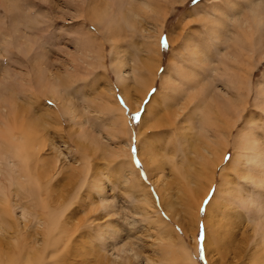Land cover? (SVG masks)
<instances>
[{"label":"rangeland","instance_id":"rangeland-1","mask_svg":"<svg viewBox=\"0 0 264 264\" xmlns=\"http://www.w3.org/2000/svg\"><path fill=\"white\" fill-rule=\"evenodd\" d=\"M259 5V13L264 16V0H0V119L10 128L26 129L42 142L39 143V166L35 171L42 185L41 195L36 190L38 185L28 194L17 186L9 188L5 178L1 177L8 188L9 202L0 196V264H9L10 256L18 255V249H24L23 254L34 249V242L41 247L48 232L45 226L53 212L68 236L67 241L60 243L57 264H182L177 238L189 246L194 243L183 235L181 225L179 227L166 216L161 198L173 203L182 213L179 212V217L189 226L191 236L194 235L201 249L200 253L195 252L198 264H260L257 260L254 263L248 260L253 227L247 220V206L244 209L236 206L232 210L226 206L241 200L240 185L245 189L241 192L245 201L250 199L252 202V215L256 206L264 208V188L255 191L251 184L245 185L241 179L233 177L237 174L235 166L239 160L234 159V155L240 151L236 146L241 137L244 139L247 132L249 136L253 133L260 149H264V27L257 28L251 20L252 8ZM240 13L243 19L251 21V27L247 26L251 29L245 28L241 32L244 47L241 54L245 59L240 67L249 78L248 92L243 90L245 95L248 94L247 104L240 119L231 113L230 121H235V127L230 128L232 124H229L223 129L220 139L223 160L218 163L205 151L212 144L208 137L224 123L216 121L217 125L209 128L208 135L204 134L200 131L204 126L202 116L197 112L192 124L185 116L182 128L177 129L172 120L178 114L180 103L166 102L162 79L171 76L174 66L181 63L184 64L181 73L175 75L177 86L181 85L179 77L183 74H188L187 77L204 75V69L193 68L192 58H188L185 51L187 45L196 42L213 60V65L206 68L205 80L213 88H222L212 67L224 69L219 51L231 44L224 43L215 49L209 43L211 40L206 31L207 27L214 26L225 40L232 39L240 27L235 22ZM116 57L123 60V70L134 66L141 70L143 81L149 83V87L151 84L145 97L142 86L133 80L126 84L135 107L133 111L125 105L118 84L113 64ZM57 99L76 110L78 117L74 121L70 119L69 110L55 102ZM106 102L117 103L126 109V134L119 142L131 145L133 155L129 161L137 172L133 177L127 172L128 165L119 167L109 156L114 150V142L109 136L113 115ZM216 102L213 110L226 106L224 99L220 100L219 106ZM104 105L106 111L101 114ZM152 112L161 119L155 127ZM117 121L124 122L122 118ZM159 125L162 128L157 129ZM247 127L252 132L247 131ZM0 129L4 130V125H0ZM226 141L227 145H224ZM215 142L212 146L219 150ZM54 146L60 147L62 155L54 151ZM84 155L90 159L87 167L91 178L87 180L82 171ZM152 157L159 161L169 160L164 172L158 171L159 162L151 164ZM56 158L60 159L59 163ZM122 168L126 170L123 172ZM106 175L112 182L106 185L103 193L107 200L105 204L91 184L94 180L98 185ZM124 178H130L131 186H124L121 182ZM87 181L91 184H85L83 188ZM222 181L227 184L223 185ZM26 187L31 189L28 184ZM188 187L196 192L193 195L186 193L190 197L187 208L190 207L191 212H185L182 199ZM230 189L235 191L229 193ZM145 194L151 204L145 202ZM153 201L159 208L155 209L156 213L150 206ZM208 204H213L209 216L220 210L235 214L226 218L239 226L229 245L240 256L229 253L222 260L213 245L212 253L206 254L204 244L208 228L204 222ZM143 209L147 215L140 214ZM198 209L199 220H195ZM23 210L27 211L26 217ZM237 210L242 216L236 214L239 213ZM160 213L166 218L167 229L160 227L159 220L157 222ZM40 219L45 225H39ZM115 238L117 246L127 243L139 257L129 254L131 259L128 260V254H124L120 261L115 260L110 255ZM104 240L106 245H103ZM39 246L36 247L39 249ZM172 249L177 250L181 262L173 256L171 261L167 253ZM255 250L264 255L262 246L256 244ZM29 259L34 261L33 253ZM52 261L49 264H56ZM23 264H27L26 261Z\"/></svg>","mask_w":264,"mask_h":264},{"label":"bare ground","instance_id":"bare-ground-1","mask_svg":"<svg viewBox=\"0 0 264 264\" xmlns=\"http://www.w3.org/2000/svg\"><path fill=\"white\" fill-rule=\"evenodd\" d=\"M260 8L261 7L259 5V6L252 8V10H251V14H252L251 20L254 22V24L256 25L257 28L264 27V16H263L262 12H260L261 14L259 13ZM236 18H237V20L236 21L234 20V21L236 23H239L240 27L237 29V31L235 33H233L232 39L225 40V38L219 33V31L214 26L207 27V31H206V35H208V37L211 40V41H209V43H212V45H214L213 47L215 49H219L221 47V45H223L224 43H227L226 45L231 44L230 46H227V48L221 49L219 51V54L221 55V58L223 61L224 69H221L220 67H215V66L212 67V69L216 73V76L218 77L217 79L222 82L221 84H223L222 88H219V87L213 88L210 86L209 82H207L205 80L207 75H208V71H206V68H210L213 65V63H212L213 60H212V56L205 53L201 48H199V46L196 44V42H193V44L190 43L189 45H187L185 51H186V55H188L187 57L192 58L193 68L197 67L199 69H204V72H205L204 75L198 74V75H190L187 77L188 74H183V77H179L181 85L177 86L175 84V82H177L176 81L177 79H175V75L181 73V69L184 65L183 63H181L180 65L174 66V69H172L173 74L171 76L167 75V76H164V78L162 79V86H163L164 93L166 96V99H165L166 102L172 103V102L179 101V103H180L178 114L176 115L174 120H172V122L177 126V129L182 128L181 127V125L183 124L182 121L188 120L189 124H192L194 122L193 115L197 112H198V115L200 114L202 116L201 123H203L204 126L202 125L200 131H202V133H204V134L208 135V133L210 132L209 128L212 125H217V124H215L216 121L224 123L223 126L218 125V130L215 133H212V136L208 137V139H212L211 140L212 144L216 145L215 141H217V146L220 147L219 150L214 149L212 144H209L208 145L209 148L205 151L209 155L210 158L215 157L218 160V163H221L223 160V156L221 155V151H220V149L222 148V146L220 144V139L224 133L223 129H225L226 126L228 127L229 124H232L230 128L235 127V121L234 122L230 121L232 119L230 117L231 113L235 117L238 116V119H240L243 115L242 111L243 110L245 111L246 104H247L246 98H247L248 94L245 95V93H243V90L248 92L247 88L249 86L248 85L249 78L247 76H245V74H243V71L241 70V67H240L241 61H243L245 59V57L242 56L243 54H241L244 51V47L242 48L243 35L241 34V32L245 28L249 29V28H247V26L251 27L249 25V23L251 21L247 20V18L243 19V16L241 13L238 14L236 16ZM146 35H148V33ZM99 59H101V58H99ZM113 64H114L118 84L122 88L121 93L123 94L125 105H127L128 109L133 111L135 109V107L131 102V95H130V91H129L130 88H128L127 87L128 85H126V84L130 80H133L136 84H138V86H140V87L142 86V90L145 93L144 96L142 95L143 97H145L149 93V90L151 89V84L149 87V83L146 84V82L143 81L144 80L143 74H142L141 70L140 71L138 70V68H135L133 66V67H131L130 70H123L122 69L124 66L123 60L120 57H116V59L113 61ZM185 76L187 77L186 80H185ZM204 76H205V78H204ZM202 86H203V88H202ZM112 94H114V93H112ZM112 96H114V95H112ZM201 97H203V98L200 102ZM216 99H218L217 102H216ZM222 99L225 100L226 106L224 108L220 107L219 110L218 109L213 110L212 109L213 104L216 102V104L219 106V103H221L220 100H222ZM239 101H241L240 105H239ZM55 102H57V104L59 106H61V108L65 107L66 109L69 110L68 113H69L70 119L72 121H74V119L76 117H78L76 115V110H74V108L70 107V109H69L66 105L61 104V102H59V99H57ZM106 105H108V106L110 105L109 106L110 112L113 115V116H111V117H113V120H112V123L110 126L109 136H110L111 142L112 141L114 142V146H113L114 150H111L112 152L111 151L109 152V156L113 159L114 164L119 166V167H123V166L125 167V165L126 166L128 165L127 172H128V174L130 173V175L133 177L135 174H137V172L133 169L131 162L129 161L133 155L131 152L132 151L131 145L129 142H126V143L124 142L123 145H121L120 144L121 142H119V141H121L123 135L126 134V126H127L126 120L128 119V116L125 114L126 109L124 107H119V105L117 103L116 104H110V102L109 103L106 102ZM200 105L202 106V108ZM100 106H102V105H100ZM221 106H224V105H221ZM105 107H107V106L104 105L103 109H100L101 114L105 113L104 112V111H106ZM113 107H115V108L112 111ZM192 107H194V109L190 110ZM237 109H241V110L237 111ZM68 110H66V111H68ZM63 113H64V111H63ZM152 114L154 115L153 116L154 118H152V119L154 120L153 125L155 127L157 122L161 119H159V117H157L155 113L152 112ZM185 116L187 117V119L183 120L182 118ZM151 117H152V115H151ZM119 118L120 119L122 118L124 122L120 124L117 121ZM169 121H170V119L168 118V122ZM166 123H167V121H166ZM167 124L169 125V123H167ZM0 125H4V130L0 129V196L6 197V194L8 191V188H6L3 184L4 180H6V184L9 188L17 186V187H20L21 190L23 188L25 190V192H27L28 194H29V192H32L33 188L35 190V188L38 185V188H36V190L38 191L37 192L38 195H41L40 192L42 191V185H40L41 182L39 183L40 178L38 179V177L35 176V171L38 169V166H39V162H38L39 158L38 157H39V153L41 151V146L39 145V143L41 142V141H39L40 138L38 136L32 135L26 129L17 128V127L10 128V127H8L7 124H4L1 119H0ZM159 128H162L161 125H159V127L157 129H159ZM247 131L252 132L251 130H249L248 127H247ZM226 143H227V141L224 143V145ZM160 144L162 145L163 142ZM154 146L156 147V145H154ZM237 147H238V150H240V151L234 155V159H236V157H237L239 162H236L235 167H236L237 174L233 175V177L234 178L237 177V178L241 179V181H243L245 183V185L251 184L254 187L255 191L260 192L261 189L264 188V149H260L261 147L257 143L254 134L252 133V136H249L248 132H247L246 137L244 139L241 137L238 140V145L236 146V148ZM59 148L60 147H55V146L53 147L54 151L59 152L60 155H62L61 150ZM210 148H212V151L209 150ZM153 150L155 152L156 149H153ZM219 153H220V155H219ZM155 156H156V158L159 157V155H157V154ZM89 160H90L89 157L87 155H84V158H83L84 167L82 170V171H85L83 174V176L85 175L84 179H86V178L90 179L91 178V175L89 174V171H88L89 168L87 167L89 165V162H90ZM152 160L153 161H151V164H154V162L155 163L159 162L158 163V171H160V172L165 171L164 170L165 166H166V164H168L167 162L169 160H165L163 158L161 161H159L158 159H155L153 157H152ZM59 161H60V159L56 158V163H59ZM125 170H126V168L123 169V172ZM80 171H81V168H80ZM36 173H38V172H36ZM1 177H4L5 179L2 181ZM124 179H123L124 181H121L123 184H125L124 186L125 187L128 185L131 186L130 178H128V179L124 178ZM92 181L94 184L93 183L91 184V182L87 181L86 183H84L82 185V187L85 186V184L87 186H88V184L89 185L91 184V186H93L94 190L98 191L97 193L100 196V198H102V200H103L102 202H104L106 204L107 200L104 198L105 196H103V193L105 192L106 185L110 184L112 182L111 177L106 175L103 181L100 180V182H98L99 183L98 185L96 184L97 182H95L94 180H92ZM244 183H243V186H245ZM26 184H28V186L31 187V189H27ZM29 184H33V185H29ZM226 184H227L226 181H225V183L223 182V185H226ZM164 186L166 188H168L170 185H164ZM191 186L192 185H189V187H191ZM189 187L183 193V197H182L183 202L185 201V203H184L185 204V210H186L185 212H191V208L190 207L187 208V206L189 205L188 203H190V197H188V195L186 193L190 192L192 195H193V193L196 194V192H193V190ZM183 188H186V186L183 185ZM244 190H243V187L239 185L238 191L241 195V200L240 199L234 200L233 202H231V205L227 204L226 206H228L230 210L234 209L236 206H238L240 209H244L245 206H247L246 211H247V213H249L247 220L251 221L250 224L253 227L252 240L249 242V245L247 243V245L249 246L248 248H250V250H249L250 259L248 256L247 257H248V260H250V262L253 261V263H254V260L255 261L257 260L260 262V264H264V255L259 254V250H255V252H254V249H256V244L259 246H262V248H264V243H263L264 242V208H263V206H259V207L256 206L255 214L252 215L251 214L252 202L250 201V199H248V200L246 199V201H245V195L241 193ZM229 191H230L229 193H231V192H234L235 190L230 189ZM171 192H172V190H171ZM33 193H34V191H33ZM35 194H36V192H35ZM144 196H145V202L147 204H151L149 196H148V198H147V194H145ZM4 200L6 202H9L8 196ZM200 200L203 201V198H201ZM217 202H218V199H217ZM154 203L155 202L153 201L152 205H150V206H152V210H154V212L156 213L157 211L155 209L159 210V208H157V205H155ZM246 203L249 205H246ZM161 204L165 210V213L167 214L166 216H169L174 222H176L179 225V227L181 225L180 228L183 231V235L186 236L187 238H191L192 243H194L193 245L189 246V244L187 242L186 243L182 242L181 239L177 238L180 242V247L177 248V250L180 253V256H181L180 258H182V264H198V260H197V258H195V255H196L195 252L200 253L201 249L199 247V244H197L194 235L191 236L189 226L185 222H183V219H181L182 217L181 218L179 217L180 211H177L175 209L173 203H171L167 200L164 201L163 198H161ZM104 206L106 207V205H104ZM198 206H199V204H198ZM212 206H213V204H208L207 209H206L207 210L206 218H205V222H204L205 226L208 228V229L206 228L208 234L206 237V242L204 244L205 252H206V254L207 253L211 254L212 253L211 249H212V245H213L217 256L219 258H221L222 260H224V258L226 256H228L229 253L232 254L235 251V250L233 251L231 249L229 242L231 243L232 242L231 240L234 239L235 230H237V228H239V226L236 225L234 220H227L226 219L229 217H233V215H235V214H233V212H231L229 210H225L226 213H224V212H222V210H220L216 214L209 216L210 211L212 210ZM42 209L44 210V208H42ZM101 209L103 211H106V209L103 207H101ZM145 209H143V211H141V213L140 212L139 213L143 214V215H147V213L145 212L146 211ZM48 210H49V208H48ZM44 211H46V210H44ZM52 211H55V210L53 209ZM23 212H24L23 216L26 217L28 215L27 211L23 210ZM185 212H183V213H185ZM237 212H239V213H236V214H238V216L239 215L242 216L241 211L237 210ZM53 213L49 216V220L47 219L49 221V223L47 224V226H45L47 228V231H48L47 232L48 234L46 232H44V233H46V239L44 240L45 245H44V241L41 244V247L39 246L40 244H38V242H34V246L32 247L34 249L27 251V252L25 251V254H23L24 249L23 250L18 249V253H17L18 255L13 254L14 256H10V258L11 257L12 258H11L10 262L8 261L9 264H23L24 261H26L27 264H49L50 260H53L55 263L57 261H59V259H58L59 254L58 253L60 252V248H59L60 243L61 242L64 243V241H67L66 238H68V236L67 237L65 236V231H64V229H62V226L59 222L60 220L56 217L57 215L53 214ZM198 213H199V209H198L197 213L195 214V217H196V218L194 217L195 220L196 219L199 220L198 216H197ZM60 217H61V215H60ZM158 220L160 223V227L166 228V229L169 227L166 224V218L164 217L163 214L160 213V215L157 217V222H158ZM237 223H238V221H237ZM39 225L40 226L45 225V221L43 222V220L40 219ZM109 225L110 224H108L105 227L106 231L109 230ZM236 226H238V227H236ZM193 227H195V224H194V226H192V228ZM43 228H42V230H43ZM170 232L172 234H174L173 230H170ZM258 236L260 237V239ZM115 237H117V235ZM257 238H258V240H257ZM36 240L37 241L39 240L38 237L36 238ZM235 240H237V237L235 238ZM240 240H238V241H240ZM117 241L118 240L115 238L114 241L112 242L113 253L110 252L111 253L110 255L115 260L120 261L121 258L123 257L122 255H124V254H128V255H126V256H129V257H127L128 260L131 259L130 258L131 255L134 258L139 257L138 254L136 253V251L132 247L127 246V243L124 244V246L123 245L117 246L116 245L118 243ZM103 242H104L103 245H106L105 240ZM23 243L25 244V242H23ZM242 243H243V241H242ZM36 246H39L40 248L38 249ZM250 246H252V247H250ZM236 248H237V246H236ZM177 250L176 251H174V250L169 251L167 253L168 256H171V261H172V256L174 257V259H176L178 261L180 260L179 256H178L179 253L177 252ZM230 251H232V252H230ZM31 253H33V255L35 257L34 261H31L29 259ZM129 254H131V255H129ZM234 254H237V256H240L239 252L238 253L235 252ZM244 255H245V253H244ZM244 258L246 259V257H244ZM63 259H64V256H63ZM210 259H211V257H210ZM241 259H243V257H241ZM21 261H22V263H21ZM211 261H212V259H211ZM240 261H242V260H240ZM179 262H181V261H179Z\"/></svg>","mask_w":264,"mask_h":264}]
</instances>
